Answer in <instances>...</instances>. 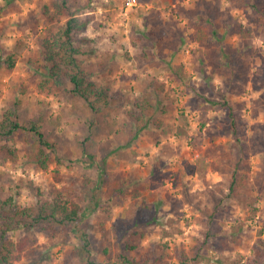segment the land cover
Instances as JSON below:
<instances>
[{
    "label": "rangeland",
    "instance_id": "obj_1",
    "mask_svg": "<svg viewBox=\"0 0 264 264\" xmlns=\"http://www.w3.org/2000/svg\"><path fill=\"white\" fill-rule=\"evenodd\" d=\"M57 1L0 0V119L10 111L23 125L42 118L55 145L47 152L63 160L38 170L27 160L35 137L18 132L16 164L0 149V200L14 196L28 207L56 189L85 199L101 174L97 163L114 152L104 169L108 185L134 184L89 218L97 248L108 250L94 261H116L132 229L164 264H256L253 250L264 239V0H70L69 12L87 22L80 38L92 40L83 46L89 69L110 87L113 106L105 114L86 110L65 87H38L40 42L68 18L54 13ZM206 1L221 10L219 32L243 52L246 76L224 79L211 64L213 47L196 41L195 14ZM8 55L16 59L13 71L3 63ZM145 96L167 113L159 109L156 124L133 140L136 104ZM221 103L232 109L237 134ZM89 130L98 143L92 166L77 144ZM234 173L243 183L236 194L229 192ZM29 235L32 244L14 264H87L69 232L65 246L39 231ZM9 236L18 241L25 233Z\"/></svg>",
    "mask_w": 264,
    "mask_h": 264
},
{
    "label": "trees",
    "instance_id": "obj_2",
    "mask_svg": "<svg viewBox=\"0 0 264 264\" xmlns=\"http://www.w3.org/2000/svg\"><path fill=\"white\" fill-rule=\"evenodd\" d=\"M69 1L60 0L53 4L56 15L64 13L68 18L65 25L55 35L40 42L44 63L43 70L45 71L42 72L44 79L38 83V87L41 90L65 87L74 98L82 102L86 110L93 114H105L113 106L110 87L99 83L95 78L99 73L89 69L87 52L83 50V46L92 40L80 38V35L86 31L87 22L80 18L77 13L69 12ZM209 3V1L204 2L200 11L195 14L196 41L201 45L213 47L210 56L211 64L224 79L228 81L238 75L246 76L248 68L245 69V65L241 64L243 52L240 48H235L226 42L227 31L220 34L217 20L221 10L216 6L211 7ZM252 7L260 13L256 4ZM45 13L47 17L53 14L48 7H45ZM261 17L264 20V12ZM3 63L7 70L13 71L16 66V59L13 55H8ZM163 89L164 87H160L159 91ZM154 96L158 99V93ZM148 100V96H145L136 104L140 114L135 117L134 127L131 130L133 140H137L151 123L156 124L154 117L159 109L162 113H167L163 108L164 106L152 105ZM15 104L18 107L21 105L19 101ZM220 105L229 110V116L232 119L231 127L233 133L237 134V125L232 109L226 103ZM42 123L41 118L39 121L30 120L28 124L23 125L20 122V117L14 111L8 112L0 119V141L7 142L0 149L9 161L13 164L18 162L19 154L12 144L13 137L18 132H25L35 137L34 144L27 156L29 163L38 170H48L50 165L56 163L62 165V159L52 157L47 152L52 150L55 145L46 138ZM77 144L80 145L79 149L85 157V163L91 166L96 165L98 143L94 139L93 133L90 130L87 131L83 140H77ZM106 151V149L103 150L104 153ZM113 153L104 154L97 163V168L101 174L97 180L92 182L85 199H82L83 196L81 198L80 196L73 197L67 193L68 189L66 188L65 192L56 189L48 198L42 196L38 203L28 207L21 206L14 196L0 200V264H14L19 261L22 254L27 251L28 246L32 244L29 233L34 231L43 233L50 240H57L62 246H65L69 240L68 236L63 234L69 232L79 242L75 246L76 252L87 264H164L160 258L147 254L149 251L147 252L140 245L142 234L132 229L128 239L124 241L122 251L116 261L100 263L93 260L95 253L106 254L108 250L101 251L97 248L89 232V218L100 210L104 203L112 201L114 196L118 199L122 197L125 194L124 185L134 184V181L125 184V181L121 179L123 184L114 182L113 185H108V179L106 176L104 177V173H106L104 169ZM242 185L243 183L238 180L237 174L234 173L229 192L236 194L237 188ZM103 187L110 189L106 192ZM212 220L211 217V224ZM140 223L142 222L138 221L136 225ZM20 232H24L25 236L18 241L9 236L10 233L16 235ZM216 234L217 231L213 229L211 236ZM253 253L256 264L264 262V239L259 240Z\"/></svg>",
    "mask_w": 264,
    "mask_h": 264
}]
</instances>
